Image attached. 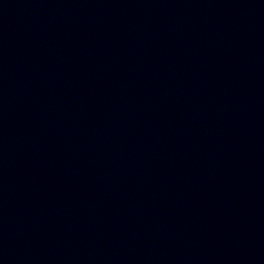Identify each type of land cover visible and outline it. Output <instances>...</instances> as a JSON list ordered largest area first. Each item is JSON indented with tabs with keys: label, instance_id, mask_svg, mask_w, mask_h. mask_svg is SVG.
<instances>
[{
	"label": "water",
	"instance_id": "95a60500",
	"mask_svg": "<svg viewBox=\"0 0 264 264\" xmlns=\"http://www.w3.org/2000/svg\"><path fill=\"white\" fill-rule=\"evenodd\" d=\"M79 0H0V117Z\"/></svg>",
	"mask_w": 264,
	"mask_h": 264
}]
</instances>
